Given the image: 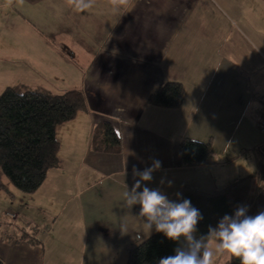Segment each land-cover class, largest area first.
<instances>
[{
  "label": "crops",
  "instance_id": "crops-1",
  "mask_svg": "<svg viewBox=\"0 0 264 264\" xmlns=\"http://www.w3.org/2000/svg\"><path fill=\"white\" fill-rule=\"evenodd\" d=\"M198 2L128 0L114 10L109 0H95L92 9L77 13L66 0H10L73 71L86 108L56 126L58 164L35 191L24 194L6 182L8 191L0 189L2 264H125L141 241L137 235L148 236L135 206L124 207L133 166L143 170L152 159L161 161L149 187L170 198L181 186L212 191L264 165L255 100L264 92V30L253 23L250 32H233L226 14L213 20L197 12ZM250 4L264 10V0ZM165 81L183 85L175 107L148 101ZM104 119L120 139L116 152L91 146ZM185 136L211 140L208 162L181 165L178 143ZM262 210L264 184L258 182L248 215ZM122 221L127 235L119 230Z\"/></svg>",
  "mask_w": 264,
  "mask_h": 264
},
{
  "label": "trees",
  "instance_id": "trees-1",
  "mask_svg": "<svg viewBox=\"0 0 264 264\" xmlns=\"http://www.w3.org/2000/svg\"><path fill=\"white\" fill-rule=\"evenodd\" d=\"M25 1L33 4L40 0ZM183 92L179 81H165L150 93L148 101L175 107ZM85 108L84 93L78 88L55 92L24 83L5 86L0 92V189L8 191L1 179L5 176L19 192L29 194L35 191L47 170L58 164L56 126ZM91 146L100 152L119 150L120 139L109 120L104 119L95 127ZM178 152L183 166L206 163L211 153V140L185 136L179 140ZM258 182L264 184V165L212 191L181 186L170 199H176L177 192L190 199L204 217L197 225L196 235L206 236L209 226L215 227L225 214L232 215L238 205H251ZM135 211L139 213V205L135 206ZM176 247V242L153 230L129 249L125 264H157L161 257L174 254ZM228 264L240 262L229 256Z\"/></svg>",
  "mask_w": 264,
  "mask_h": 264
},
{
  "label": "clouds",
  "instance_id": "clouds-1",
  "mask_svg": "<svg viewBox=\"0 0 264 264\" xmlns=\"http://www.w3.org/2000/svg\"><path fill=\"white\" fill-rule=\"evenodd\" d=\"M67 5L77 13L92 9L95 0H66ZM128 0H109L114 10L125 5ZM162 162L152 159L150 167L139 170L132 168L133 183L124 188V207L133 209L139 205L138 216L143 220V231L148 236L155 230L168 240L176 242L174 254L161 257L157 264H216V257L227 254L239 260L240 264H264V210L256 215H248L247 205H238L232 215L225 214L215 227L209 226L208 234L197 237V225L203 215L194 207L190 199L180 192L176 199L161 190L149 187L154 181V173L160 171ZM161 185L165 179L161 178ZM172 181L167 180L168 187ZM121 235L128 234L126 221L120 224ZM137 240H143L138 234ZM214 241V248L208 243Z\"/></svg>",
  "mask_w": 264,
  "mask_h": 264
},
{
  "label": "rangeland",
  "instance_id": "rangeland-1",
  "mask_svg": "<svg viewBox=\"0 0 264 264\" xmlns=\"http://www.w3.org/2000/svg\"><path fill=\"white\" fill-rule=\"evenodd\" d=\"M228 1L229 5L236 1L246 6H226L222 0H199L196 10L205 12L213 20L222 19L226 14L228 20L232 22L229 29L236 33L240 30L250 32L252 29L249 25L253 23H258L257 29L264 30L262 6L250 4L255 0ZM15 11L10 6V0H0V92L5 86L16 83L45 87L53 91L75 87V82L70 77L73 76V71L48 51L45 39L40 36L38 30ZM43 62L46 67L43 66ZM56 75L61 79H55L53 76ZM51 76L53 78H50ZM64 77L65 83L62 84ZM78 87L81 88L80 84L75 88ZM1 179L2 182L10 184L5 176ZM209 245L214 248L212 242H209ZM228 259L229 255H220L216 257V263L225 264Z\"/></svg>",
  "mask_w": 264,
  "mask_h": 264
},
{
  "label": "built area",
  "instance_id": "built-area-1",
  "mask_svg": "<svg viewBox=\"0 0 264 264\" xmlns=\"http://www.w3.org/2000/svg\"><path fill=\"white\" fill-rule=\"evenodd\" d=\"M255 100L258 104V115L256 118V123L260 131L264 132V92L259 93L255 96ZM8 217L15 218L13 213L6 211L5 213Z\"/></svg>",
  "mask_w": 264,
  "mask_h": 264
}]
</instances>
